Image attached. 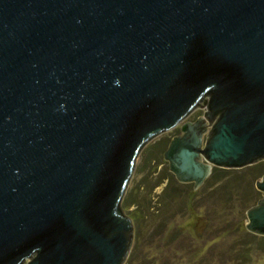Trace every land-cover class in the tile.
Listing matches in <instances>:
<instances>
[{"label":"water","instance_id":"water-1","mask_svg":"<svg viewBox=\"0 0 264 264\" xmlns=\"http://www.w3.org/2000/svg\"><path fill=\"white\" fill-rule=\"evenodd\" d=\"M201 103L163 152L194 188L264 160V0H0V264H123L138 154Z\"/></svg>","mask_w":264,"mask_h":264},{"label":"rangeland","instance_id":"rangeland-1","mask_svg":"<svg viewBox=\"0 0 264 264\" xmlns=\"http://www.w3.org/2000/svg\"><path fill=\"white\" fill-rule=\"evenodd\" d=\"M204 103L138 154L122 209L134 220L130 257L123 264H264L262 235L246 230V210L262 199L255 184L264 160L230 168L197 188L182 183L156 146L204 113ZM203 136V140H205Z\"/></svg>","mask_w":264,"mask_h":264},{"label":"trees","instance_id":"trees-1","mask_svg":"<svg viewBox=\"0 0 264 264\" xmlns=\"http://www.w3.org/2000/svg\"><path fill=\"white\" fill-rule=\"evenodd\" d=\"M168 142H169V140H167L166 142L158 143L156 146H158V147L165 146L164 147V150H165L166 147H167ZM229 170H231V169L222 168V167H212L211 171H210V174L208 175L207 178H209V179H221V178L226 176L225 174ZM262 238L264 239V236H262Z\"/></svg>","mask_w":264,"mask_h":264},{"label":"flooded vegetation","instance_id":"flooded-vegetation-1","mask_svg":"<svg viewBox=\"0 0 264 264\" xmlns=\"http://www.w3.org/2000/svg\"><path fill=\"white\" fill-rule=\"evenodd\" d=\"M200 117V114H197L196 116H195V119L193 120V121H191V122H185V123H183L182 125H185V132H186V134H190L191 132H192V128L194 127V126H198V131L199 130H201V125H200V123L199 122H197L198 120V118ZM181 125V126H182ZM180 126V127H181ZM181 134V131H179V134L178 135H180ZM175 136H177V135H175ZM171 139V138H170ZM170 139H169V141H170ZM169 143V142H168ZM168 145V144H167ZM190 183H192L193 184V182H190Z\"/></svg>","mask_w":264,"mask_h":264}]
</instances>
